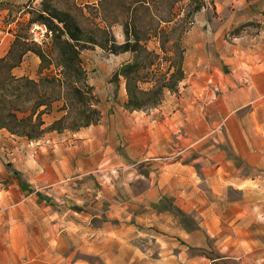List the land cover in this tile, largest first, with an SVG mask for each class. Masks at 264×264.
<instances>
[{
	"label": "rangeland",
	"instance_id": "1",
	"mask_svg": "<svg viewBox=\"0 0 264 264\" xmlns=\"http://www.w3.org/2000/svg\"><path fill=\"white\" fill-rule=\"evenodd\" d=\"M135 1L52 3L72 13L100 43L113 36L121 44L126 20L146 30L153 25ZM27 2L1 0V50L12 44L18 22L31 17ZM30 4L39 8L40 0ZM260 31L264 0H206L184 38L188 61L211 52L228 74L224 62L236 56L233 48H248ZM131 57L99 46L81 54L101 114L98 124L33 141L0 130V264H264V171L235 158L231 143L238 130L219 123L202 104L194 65L178 91L165 92L156 108L128 111L126 82L115 73ZM39 65L29 55L21 69L35 79ZM48 94L60 99L42 116L45 127L66 114V103L72 112L66 127L85 124L87 116L80 117L71 95L52 88ZM181 104L189 106L191 140L185 153L176 152L177 162L171 108ZM97 125L109 132L95 139ZM81 131L89 135L81 138ZM179 135L183 129L174 142ZM166 207L169 242L160 216Z\"/></svg>",
	"mask_w": 264,
	"mask_h": 264
},
{
	"label": "trees",
	"instance_id": "2",
	"mask_svg": "<svg viewBox=\"0 0 264 264\" xmlns=\"http://www.w3.org/2000/svg\"><path fill=\"white\" fill-rule=\"evenodd\" d=\"M31 1L26 4L31 17L27 22H18L17 29L12 31L14 40L7 54L0 58V130L31 141L40 140L50 132L78 131L100 122L94 87L88 84L81 59L82 52L90 47L99 46L116 56L132 55L115 73V79L123 77L126 82L128 111L156 108L165 92L176 93L186 78L185 35L194 17L206 7V0H166V7L165 0H136L135 9L150 15L152 28L146 30L131 18L123 24L124 43L118 44L110 36L102 44L80 26L72 13L53 5L52 0H40L39 8L31 6ZM163 8L167 9L166 16ZM35 24L44 25L51 33L48 42L40 45L32 40L31 29ZM151 42L156 45L153 49L149 47ZM29 54L40 60L36 78L14 75L13 70L21 67ZM51 88L59 89L62 96H72L80 117L87 116L84 125L66 127L72 114L66 103L63 107L66 114L45 127L42 116L60 99L48 94ZM14 174L18 176L19 172Z\"/></svg>",
	"mask_w": 264,
	"mask_h": 264
},
{
	"label": "crops",
	"instance_id": "3",
	"mask_svg": "<svg viewBox=\"0 0 264 264\" xmlns=\"http://www.w3.org/2000/svg\"><path fill=\"white\" fill-rule=\"evenodd\" d=\"M75 1L88 3L98 0ZM252 41L248 48L240 46L233 48L237 49L236 56L224 62L230 65L228 74L224 73L221 61L216 62L211 52L205 57L196 58L193 64L188 61L186 52L185 71L190 70V66L194 65L196 73L194 79L202 87L199 91L202 104L207 105L212 115L215 113L218 115L219 123H225L227 127L231 124L232 128L238 130L231 143L235 158L247 163V166L254 170L264 171V32L260 31V34L256 35ZM10 46L9 42L3 50L0 48V58L7 54ZM202 48L204 49V45ZM197 49L199 51L201 48ZM29 55L35 58L36 63L40 62L37 56ZM13 74L27 75L25 69L22 70L21 67L14 69ZM212 81H215L214 85L211 84ZM191 121L189 106L181 104L171 108V153L174 156L172 160L179 162L181 159L176 158L181 153L176 152L183 150L182 153H185L190 145V134L186 130H190ZM206 124L208 125L207 122ZM182 129L185 135H179L178 142H174L173 137ZM93 132L97 139L98 136L109 132V127L105 129L97 125L94 126ZM186 134L189 137H186ZM78 135L82 138L89 133L81 131ZM225 155V153L221 154L222 157ZM177 162L171 164V168L180 164ZM161 212L163 213H160V216L166 218V222L161 225L163 237L169 242L171 240V209L166 207Z\"/></svg>",
	"mask_w": 264,
	"mask_h": 264
},
{
	"label": "built area",
	"instance_id": "4",
	"mask_svg": "<svg viewBox=\"0 0 264 264\" xmlns=\"http://www.w3.org/2000/svg\"><path fill=\"white\" fill-rule=\"evenodd\" d=\"M32 40L40 45L49 41L51 33L44 25L35 24L31 29Z\"/></svg>",
	"mask_w": 264,
	"mask_h": 264
},
{
	"label": "water",
	"instance_id": "5",
	"mask_svg": "<svg viewBox=\"0 0 264 264\" xmlns=\"http://www.w3.org/2000/svg\"><path fill=\"white\" fill-rule=\"evenodd\" d=\"M0 2H1V0H0Z\"/></svg>",
	"mask_w": 264,
	"mask_h": 264
}]
</instances>
